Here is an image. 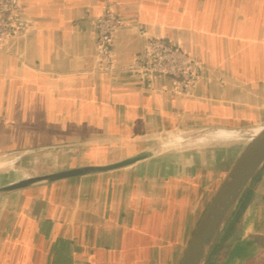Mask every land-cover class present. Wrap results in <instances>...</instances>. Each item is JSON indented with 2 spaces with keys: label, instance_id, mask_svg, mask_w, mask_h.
<instances>
[{
  "label": "crops",
  "instance_id": "obj_1",
  "mask_svg": "<svg viewBox=\"0 0 264 264\" xmlns=\"http://www.w3.org/2000/svg\"><path fill=\"white\" fill-rule=\"evenodd\" d=\"M110 1L119 5L20 0L30 27L0 47V152H75L57 158L66 169L130 156L144 148L134 143L157 131L205 119L212 121L205 127L235 128L221 120L251 118L253 98H264V0ZM106 9L127 21L114 35L112 73L98 71L95 59V18ZM136 16L166 30L204 65L195 99L167 93L168 79L146 90L119 71L141 54ZM141 164L0 196V264H176L221 180L200 203L207 188L178 179L191 167L148 175L150 165ZM140 185L148 190L135 189ZM157 185L182 189L157 193ZM263 227L264 183L223 264H264Z\"/></svg>",
  "mask_w": 264,
  "mask_h": 264
},
{
  "label": "water",
  "instance_id": "obj_2",
  "mask_svg": "<svg viewBox=\"0 0 264 264\" xmlns=\"http://www.w3.org/2000/svg\"><path fill=\"white\" fill-rule=\"evenodd\" d=\"M103 2L110 8L119 5L116 1L103 0ZM135 21L138 26L165 46L187 56H193L188 49L171 38L163 28L141 22L137 16ZM260 127L262 129L254 136L252 134L255 128L204 127L188 129L185 132L177 131L181 134L174 137L169 135L162 142L146 146L130 156L115 161L26 176L17 181L0 185V196L69 179L126 169L177 147L202 145L200 143L202 139L210 138L216 132H230L245 140V143L200 213L176 263L223 264L232 246L242 235L240 225L246 209L259 198L262 192L264 125Z\"/></svg>",
  "mask_w": 264,
  "mask_h": 264
},
{
  "label": "rangeland",
  "instance_id": "obj_3",
  "mask_svg": "<svg viewBox=\"0 0 264 264\" xmlns=\"http://www.w3.org/2000/svg\"><path fill=\"white\" fill-rule=\"evenodd\" d=\"M253 14L254 11H253ZM224 74V73H220ZM227 76V73H225ZM216 76V80L218 83L223 85V83L226 81L221 75ZM194 91L192 93V96L188 97H181L174 94H171L173 97L178 99H188L192 100L195 99ZM211 103V102H207ZM253 108L250 110L251 118L247 121L240 119L238 116L231 117V119L221 120L223 124H230L231 126H235V128H248L253 129L260 127L264 125V98H253ZM225 108L231 109V110H237L240 111V107L245 108L244 104L234 103V104H224ZM247 109V108H246ZM237 115V114H236ZM234 116V115H233ZM212 122L209 119H205L203 121H196V123H191L190 125H184V127H176L167 129L164 131H157L154 133H150L149 135L142 137L139 142L134 143L135 145L139 146H149L152 144H156L159 142L164 141L167 136H176L178 134H181L180 132H185L188 129H197V128H204L205 126H208V123ZM254 129V130H255ZM253 130V131H254ZM164 132H171L169 134H165ZM215 134V133H214ZM213 134V135H214ZM211 136L210 138H204L201 140L202 145L198 146H183V147H177L172 150H168L167 152L162 153L159 156H156L155 158L148 160L146 162H143L141 165H150L147 168L148 175H154L155 172H167V173H175L176 171L179 172L177 168H180L186 164L187 167H191V171H186L185 174L182 172L179 173L181 176H179L178 179H181V181L186 182L187 180H192L194 182L198 181L199 184L202 183L200 189L207 188V193L203 194V198H201V202H206L207 195L214 189L215 185L219 182V180L222 179L228 168L230 167L231 163L243 147L245 140L240 139L237 135L233 137H227L229 140L226 142V137H217V136ZM231 138V139H230ZM233 141V142H230ZM223 141V142H222ZM211 142V143H209ZM69 150L64 151H49V152H39V153H14V152H7L2 151L0 152V185L5 183H11L13 181L19 180L26 176H34V175H41L45 173H51L54 171H58L59 169H62L64 166H59L61 164L58 161V157H61V159H65L67 157H70L73 154H76L75 152H68ZM205 152V153H203ZM64 153V154H63ZM199 153V154H197ZM62 162V161H61ZM194 162V165H193ZM63 163V162H62ZM193 165V166H192ZM196 172H198L196 174ZM143 175V174H142ZM175 175V174H174ZM183 175V176H182ZM197 175V176H196ZM198 178H196V177ZM186 177V178H182ZM189 177V178H187ZM180 181V180H179ZM137 190H140V192L144 193L146 192L147 186L146 185H140L138 188H135ZM163 189V190H162ZM180 188L177 185H172L166 188H163L159 185H157V188L155 191L157 193L161 191H166L167 194L176 195L175 193L180 192ZM194 185L191 186L189 194L192 198V196L195 193ZM201 194V193H200ZM202 195V194H201ZM193 202V201H191ZM196 218V217H195ZM194 218L189 216L188 217V228L191 227L192 221ZM183 228H186L185 226ZM264 228V227H263ZM185 232V233H184ZM181 233L182 238H184L186 234L185 231Z\"/></svg>",
  "mask_w": 264,
  "mask_h": 264
},
{
  "label": "built area",
  "instance_id": "obj_4",
  "mask_svg": "<svg viewBox=\"0 0 264 264\" xmlns=\"http://www.w3.org/2000/svg\"><path fill=\"white\" fill-rule=\"evenodd\" d=\"M127 21L112 10L106 9L95 18V59L97 70L115 71L112 59L114 35ZM30 22L21 16L20 0H0V47L12 38L27 32ZM135 33L142 39L139 57L119 71L130 73L146 90H152L157 79H168L167 93L181 97L192 96L198 83L205 78L206 69L195 57L187 56L165 46L137 24Z\"/></svg>",
  "mask_w": 264,
  "mask_h": 264
},
{
  "label": "bare ground",
  "instance_id": "obj_5",
  "mask_svg": "<svg viewBox=\"0 0 264 264\" xmlns=\"http://www.w3.org/2000/svg\"><path fill=\"white\" fill-rule=\"evenodd\" d=\"M262 129V127H257L254 131H253V136L256 135L260 130ZM213 136H217V137H226V142L229 140L228 138L229 137H233V136H236L235 134L233 133H230V132H224V131H219V132H216ZM228 137V138H227ZM231 141V140H230ZM223 142V141H222ZM202 143V142H200ZM190 147V146H189Z\"/></svg>",
  "mask_w": 264,
  "mask_h": 264
}]
</instances>
